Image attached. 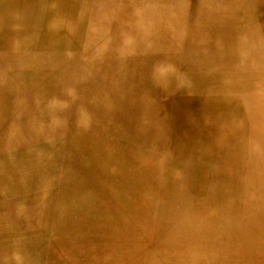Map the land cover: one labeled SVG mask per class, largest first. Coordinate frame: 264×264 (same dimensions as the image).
<instances>
[{
  "label": "rangeland",
  "instance_id": "374dc122",
  "mask_svg": "<svg viewBox=\"0 0 264 264\" xmlns=\"http://www.w3.org/2000/svg\"><path fill=\"white\" fill-rule=\"evenodd\" d=\"M235 1L0 0V207L4 211L0 214V264H194L201 259L206 264H264L260 247L264 240L260 230H264V225H259L264 224L262 143L248 145L243 141L230 146V150L224 149L213 140L217 133L200 127L194 130L198 140L193 142V132L188 135L185 126L172 125L170 106L154 141L141 138L122 123L112 122L106 114L82 119L90 103L100 97L104 85L115 78L113 70L116 72L117 67L121 74L140 78L141 60L152 58L154 52H163L173 59L174 72L189 74L186 65L190 62L185 58L191 55V49L186 44L201 47L218 35L221 38L224 30L220 19L218 30H214L212 22V30L203 22L207 28L201 33L198 30L189 34L187 28L195 23L199 12L202 17L198 21L203 19L201 11L209 5L223 9L224 3L230 2L240 7L241 2ZM143 8L150 15L146 24L140 21ZM99 11L104 12L97 18ZM13 12L21 14V22L7 17ZM143 24L155 28L141 36ZM15 29L17 39H30V46H14ZM73 33H80V40H72L66 47ZM155 39L158 45L149 48ZM145 44L148 46L144 47ZM222 72L215 79L233 76L232 69ZM209 81L206 84L216 82ZM125 92L128 97L132 94L128 93L129 87ZM180 95L185 97L187 93ZM119 146L133 157L111 162L110 152H100ZM242 148L254 156L243 160L251 163L244 164L243 175L235 181L224 171L238 170ZM107 162L111 175L93 173L97 164ZM204 180L208 189L214 190H203ZM99 220L114 221L109 223L113 229H125L126 222L133 227L119 234L106 230L98 234L94 225ZM138 227L144 229L142 235ZM219 232L228 237L219 238Z\"/></svg>",
  "mask_w": 264,
  "mask_h": 264
},
{
  "label": "bare ground",
  "instance_id": "6f19581e",
  "mask_svg": "<svg viewBox=\"0 0 264 264\" xmlns=\"http://www.w3.org/2000/svg\"><path fill=\"white\" fill-rule=\"evenodd\" d=\"M5 1V0H2ZM18 1V0H17ZM27 1V0H25ZM59 1V0H58ZM80 1V0H78ZM253 1V3H258L264 0H249ZM14 3V2H13ZM17 3V2H16ZM15 3V5H16ZM262 3V2H261ZM26 4V3H25ZM24 4V5H25ZM85 4V3H83ZM14 5V6H15ZM18 5V4H17ZM22 5V4H21ZM77 5L79 3L77 2ZM256 5V4H255ZM13 6V5H12ZM63 6V5H62ZM86 6V5H85ZM210 7L207 9L205 8L203 11V19L198 21V17H202L201 13L196 15L195 17V23L192 24L190 28H187L189 30V34L195 33V31H200L203 29H206L207 27L204 25L203 22L208 23L209 27L207 28L208 30H212L213 27L211 24L213 23L214 30H218L219 26L217 25V22L219 23V19L221 20L223 24V32H222V37L219 38L217 36V39L214 38V41L208 43L204 42L203 45L197 46V44H186V46L190 47L191 49V55L186 56V60L189 61V57L195 58L199 57L198 59L199 64L201 65L200 67L194 66V68H189L187 71L189 72H182L181 74L177 72H174L173 68L174 61L170 57H168L167 54L163 52H154L150 56L152 58L149 59H144L141 60V68H143V72H141L140 78H135L133 75H125V73L121 74L119 72L118 67L116 68V72L113 70L115 74L114 79L111 80L109 84H105L103 90L100 92V97H96L93 101V103H90L89 108H86L87 110V115L83 117L82 119L86 121L88 117L95 116V117H101V115L106 114V117H109L112 122L114 123H122L124 127H129L130 129H134L137 131V134L141 137L144 138L147 141H154L156 138V135L159 130V126L163 123H160L162 121V118L167 117L165 114H167V107L170 106L172 107V113L171 117L172 119V125L180 124L185 126L186 128V133L189 131L187 134L191 135L190 132H193V142L198 140V136H195L194 130L200 128H205L206 132L209 133H217V137L213 138V140L218 144L224 147V149L230 150V146H235L239 142H243L244 144H250L251 143H262L264 147V61L261 62V67H249V69L245 68L248 64L249 61H246L244 58H239L238 54L239 53H245V47L246 44L245 42H240L236 40L238 39V35L234 34V30L238 29V21H237V12H236V7L233 3L226 2L224 3L223 9L220 8H212L215 5H209ZM16 7V6H15ZM14 7V8H15ZM88 7V6H87ZM47 8V7H46ZM80 8V7H79ZM145 8V7H144ZM144 8L142 9L140 16H145V18L140 17V21H143L145 23V19L147 17H150L149 11L145 10ZM86 9V8H85ZM66 11V10H65ZM86 11V10H85ZM144 11V12H143ZM200 11V10H199ZM223 11V14L220 12ZM264 11V10H263ZM76 12V10H75ZM104 11H99L97 18L101 17V14ZM45 13V12H44ZM49 13V11H48ZM64 13V12H63ZM66 13V12H65ZM68 13V12H67ZM78 13V12H77ZM209 13V16L206 18V14ZM15 14V15H13ZM12 16L11 13L8 14L7 17H10L11 20H15L17 22H21L22 17L21 14L18 12H13ZM87 14V13H86ZM162 15V14H161ZM169 15V14H168ZM55 16V15H54ZM54 16H53V21H54ZM59 16V15H57ZM71 16V15H70ZM261 19L264 18V13L258 15ZM52 17V16H51ZM78 17V16H77ZM258 17V18H259ZM62 18V17H61ZM259 18V19H260ZM51 19V18H50ZM57 19V18H55ZM59 19V18H58ZM20 20V21H19ZM13 21V22H15ZM58 21V20H57ZM63 21V20H62ZM61 21V23H62ZM162 21V20H161ZM263 21V20H262ZM46 22V21H45ZM56 22V21H55ZM142 22V23H143ZM212 22V23H211ZM264 22V21H263ZM49 23V22H48ZM58 23V22H57ZM60 23V22H59ZM58 23V24H59ZM197 23V24H196ZM260 23V22H259ZM54 24V23H53ZM63 24V23H62ZM146 24V23H145ZM143 24V27H141V36L145 35L149 30H154V26L150 29V25H145ZM162 24V22H161ZM54 27V26H52ZM63 27V26H62ZM149 27V29H147ZM6 28V27H5ZM157 28V27H156ZM222 28V26H221ZM167 29V28H166ZM57 30V29H56ZM71 30V29H70ZM147 30V31H146ZM168 30V29H167ZM174 30V33L176 34L177 32ZM66 31V30H65ZM15 32H17V29H15ZM68 32V31H67ZM214 32V31H213ZM57 33V32H56ZM201 33V31H200ZM17 33L12 36V41L15 42L14 46H25L28 47L30 46V39H17ZM47 34V33H46ZM63 34V33H62ZM163 34V33H162ZM210 34V33H209ZM214 34V33H213ZM220 34V33H219ZM214 35H217L214 34ZM70 36V34H69ZM73 38L67 39V44L70 45L72 43V40L75 42H79L80 40V33H73ZM154 37V36H153ZM152 37V38H153ZM198 37V36H197ZM216 37V36H214ZM238 37V38H237ZM208 38V37H207ZM11 39V38H10ZM61 39V38H60ZM63 39V38H62ZM174 39V38H173ZM200 39V38H199ZM155 39L152 44H149L151 48L152 46H157L158 45V40ZM208 40V39H207ZM242 40V39H241ZM65 41V40H64ZM152 41V40H151ZM150 41V42H151ZM211 41V40H210ZM243 41V40H242ZM55 42V41H54ZM212 43V44H211ZM12 46V45H11ZM144 47L148 46L147 44L143 45ZM10 47V46H9ZM143 47V48H144ZM148 48V49H149ZM156 48V47H155ZM154 48V50H155ZM13 49V48H12ZM145 49V48H144ZM147 49V50H148ZM146 50V49H145ZM41 51V50H40ZM45 51V50H43ZM52 51V50H51ZM61 52H63L61 50ZM127 52V51H125ZM178 52V51H177ZM204 52V53H203ZM54 53V52H53ZM176 53V52H175ZM203 53V54H202ZM221 53V54H219ZM224 53V54H223ZM40 54V53H38ZM42 54V53H41ZM202 54V55H201ZM215 54V56H214ZM223 55L224 56V61L222 59L218 60V56ZM236 55L238 57H236ZM59 56V55H58ZM203 58H202V57ZM213 57V58H212ZM11 58V56H10ZM50 58V57H49ZM9 60V57H8ZM193 59V61H195ZM42 61V60H41ZM197 61V60H196ZM212 61V64H215L218 66V64H224L227 66V68L232 69L233 76L231 75L230 79L227 78V76L223 75L220 77V80L215 79L217 76H220L219 72L224 71L223 69H207V65L211 64L210 62ZM261 61V60H259ZM161 63V64H160ZM188 63V62H187ZM198 63V62H197ZM178 65V64H177ZM13 66V65H11ZM18 66V64H17ZM143 66V67H142ZM166 66L167 68H164ZM215 66V65H213ZM16 67V66H15ZM32 67V66H31ZM182 67H184L182 65ZM13 68V67H12ZM131 68V67H130ZM258 68V69H257ZM115 69V66H114ZM124 68L123 66L120 67V71H122ZM261 69V70H260ZM228 70V69H226ZM183 71V70H181ZM185 71V70H184ZM14 73V72H13ZM20 73V72H19ZM25 73V72H22ZM127 73V72H126ZM17 74V73H16ZM21 74V73H20ZM37 74V72H36ZM223 74V72H222ZM18 75V74H17ZM54 75V74H53ZM13 76V75H12ZM28 76V75H26ZM24 77V76H23ZM125 79H123V78ZM198 79L197 81H194L195 79ZM218 78V77H217ZM52 79V78H51ZM31 80V79H30ZM206 80L208 82H211L209 80H214L216 81L215 83H207L211 85L210 87V94L206 95L202 90H205V87L208 85L206 84ZM23 81V80H21ZM27 81V80H26ZM38 81V80H37ZM229 81V82H228ZM33 82V80H31ZM220 82V83H219ZM225 82V83H224ZM20 83V82H19ZM35 83V82H34ZM10 84V83H9ZM36 84V83H35ZM90 85V83L88 82ZM12 87V86H11ZM129 90L132 93L129 97L126 96L125 90ZM15 89V88H14ZM25 90L26 88L23 87ZM49 89V88H48ZM16 90V89H15ZM22 90V89H21ZM28 90V89H26ZM45 90V89H44ZM238 90H242L243 93H251V96L254 97L255 103H252L251 105H245L248 110L252 114H254V119H251L249 121V118L245 114V108L243 109V106L239 103L238 95L235 93ZM17 91V90H16ZM39 91V90H38ZM56 91V90H55ZM59 91V90H58ZM124 93H123V92ZM57 92V91H56ZM187 93L185 97H181L180 94ZM33 93V92H32ZM40 93V92H39ZM68 93V92H67ZM180 93V94H179ZM7 94V93H6ZM5 94V95H6ZM26 94V93H25ZM48 94V93H47ZM66 94V93H65ZM93 94H98L97 92L94 91ZM12 96V95H11ZM18 96V95H17ZM34 96V94H33ZM46 96V95H45ZM49 96V95H48ZM55 96V94L53 95ZM57 96V95H56ZM171 98H170V97ZM173 96V98H172ZM3 97V96H2ZM8 98V97H7ZM19 98V97H18ZM33 98V97H32ZM45 98V97H43ZM42 98V99H43ZM48 98V97H47ZM64 98V97H63ZM126 98V99H125ZM59 99V98H58ZM3 100V99H2ZM1 100V101H2ZM11 100V99H10ZM33 100V99H32ZM13 101H15L13 99ZM12 101V102H13ZM56 101V100H55ZM16 102V101H15ZM37 102V101H36ZM63 102V101H62ZM241 102V101H240ZM3 103V102H0ZM7 103V102H6ZM39 103V102H38ZM258 104V105H257ZM48 105V104H47ZM46 105V106H47ZM7 106V105H6ZM16 106V105H15ZM49 106V105H48ZM47 106V107H48ZM8 108V106H7ZM11 108V107H10ZM13 108V106H12ZM11 108V109H12ZM9 109V108H8ZM10 109V110H11ZM16 110V109H15ZM53 110V109H52ZM93 110V111H92ZM13 111V109H12ZM19 111V110H18ZM54 111V110H53ZM62 111V109H61ZM8 112V111H7ZM14 112V111H13ZM35 113V112H33ZM59 113V112H58ZM7 114V113H6ZM61 114V113H60ZM14 115V114H13ZM30 116V115H29ZM6 117V115H5ZM37 117V116H36ZM46 117V116H45ZM140 121H139V120ZM40 122V121H39ZM8 123V122H7ZM6 123V124H7ZM33 123V122H32ZM62 124V123H61ZM3 125V124H2ZM24 125V124H23ZM28 125V124H25ZM31 124L28 125V127ZM34 125V124H33ZM37 125V124H35ZM45 125V124H43ZM1 126V125H0ZM5 126V125H4ZM50 126V125H49ZM46 127V126H45ZM177 127V126H176ZM27 128V127H26ZM53 128V127H52ZM61 128V127H60ZM10 128L6 129L7 131ZM56 129V128H55ZM28 130V129H27ZM42 130V128H41ZM10 131V130H9ZM30 131V130H29ZM34 131V130H33ZM46 131V130H45ZM250 131H254L257 135V139L255 138L254 141L249 140V137H245V133L249 134ZM5 132V131H4ZM28 132V131H27ZM39 132V131H38ZM167 132V131H166ZM64 133V132H63ZM171 132H169L170 134ZM4 134V133H3ZM37 134V133H36ZM47 134V133H46ZM172 134V133H171ZM54 137L57 134H53ZM89 135V134H88ZM167 135V134H166ZM255 135V136H256ZM25 136V135H24ZM34 136V135H33ZM50 136V135H49ZM65 136V134H64ZM171 136V135H170ZM1 137V136H0ZM9 137V136H8ZM45 137V134H44ZM53 137V136H51ZM6 138V137H5ZM24 138V137H23ZM50 138V137H49ZM33 139V138H32ZM37 139V138H36ZM53 139V138H52ZM179 139V138H178ZM203 139V138H201ZM31 140V139H30ZM41 140V139H40ZM45 140V139H44ZM55 140V139H54ZM57 140V139H56ZM60 140V139H59ZM70 140V139H69ZM174 140V139H173ZM5 141V140H4ZM21 141V140H20ZM97 141V140H96ZM166 141V139H165ZM180 141V140H179ZM11 142V141H10ZM53 142V140L51 141ZM56 142V141H55ZM54 142V143H55ZM61 142V141H60ZM169 142V141H168ZM174 142V141H173ZM7 143V141H6ZM12 144L14 143L13 141L11 142ZM17 143V142H16ZM99 143V142H98ZM108 143V142H107ZM106 143V144H107ZM28 144V143H27ZM43 144V143H41ZM58 144V143H57ZM61 144V143H60ZM59 144V145H60ZM81 144V143H80ZM102 144V143H101ZM109 144V143H108ZM166 144V143H165ZM168 144V143H167ZM181 144V143H180ZM232 144V145H230ZM243 144V145H244ZM4 145V144H3ZM25 145V144H24ZM23 146V145H21ZM47 146V145H46ZM183 146V145H181ZM8 147V146H7ZM15 147V146H14ZM20 147V146H19ZM32 147V146H31ZM71 147V146H69ZM68 147V148H69ZM80 148H82V144L79 145ZM115 147V146H114ZM249 147V146H248ZM17 148V147H16ZM30 148V146H29ZM36 148V147H35ZM34 148V149H35ZM47 148V147H45ZM54 148V147H53ZM166 148V147H165ZM176 148V147H175ZM9 149V147H8ZM33 149V148H32ZM33 149V150H34ZM43 149V147H42ZM52 149V148H51ZM72 149V148H71ZM84 149V148H83ZM125 148L123 146H119L118 148H113L111 151L102 149L100 152L101 153H106L108 154L110 152V161L112 162L113 160L116 161H123L132 158L133 156L128 150H124ZM184 149V148H183ZM197 149V148H195ZM233 149V148H232ZM246 149V148H245ZM245 149L242 148V154H239L238 156L241 157L239 160L240 162L238 163V166L234 173H230V171L225 170L224 174H227L233 178V180L237 181L240 179V177L243 175L242 167L244 164L247 166L251 162H243V160L246 159H252L254 155L250 154L248 152L245 153ZM249 149V148H248ZM16 150V149H15ZM37 150H40L39 147ZM97 150V149H96ZM190 150V149H189ZM192 150V149H191ZM262 152L264 151L263 148H261ZM14 151V150H13ZM17 151V150H16ZM27 151V150H26ZM57 151V150H56ZM184 151V150H183ZM247 151V149H246ZM33 152V151H32ZM61 152V151H60ZM187 152V151H186ZM190 152V151H189ZM200 152V151H199ZM226 154L230 155V152H227L225 150ZM224 152V153H225ZM29 153V152H28ZM43 153V151H42ZM69 153V152H68ZM33 154V153H32ZM31 154V155H32ZM163 154V153H162ZM30 155V156H31ZM71 155V154H70ZM166 155V154H165ZM208 155V153H206ZM214 155V154H212ZM225 155V154H224ZM264 155V153H263ZM147 156V155H146ZM145 156V157H146ZM26 157V156H25ZM87 157V156H86ZM141 157H143L141 155ZM154 157V156H153ZM160 157V156H159ZM211 157V156H210ZM256 157V156H255ZM59 158V157H57ZM157 158V157H156ZM171 158V156H170ZM169 158V159H170ZM257 158V157H256ZM8 159V158H7ZM95 159V158H93ZM173 159V158H172ZM177 159V157H176ZM220 159V158H219ZM236 159V157L234 158ZM17 160V159H16ZM153 160V159H152ZM156 160V159H155ZM154 160V161H155ZM233 160V159H232ZM54 161V160H53ZM56 161V160H55ZM69 161V160H67ZM93 161V160H92ZM160 161V160H159ZM178 161V159H177ZM180 161V160H179ZM183 161V160H182ZM12 162V160H11ZM25 163V161H23ZM186 162V161H185ZM15 163V162H14ZM190 163V162H189ZM194 163V162H193ZM3 164V163H2ZM5 164V163H4ZM53 164V163H52ZM133 164V163H130ZM136 164V163H135ZM144 164V163H143ZM142 164V165H143ZM264 163H261V165ZM7 165V164H6ZM94 165V164H93ZM92 165V166H93ZM189 165V164H188ZM193 165V164H192ZM198 165V163H197ZM206 165V164H205ZM87 166V165H86ZM85 166V167H86ZM97 168L93 169V173L102 176V177H107L108 175L112 174V171L110 170V166L108 162L105 165H96ZM153 166V165H152ZM194 166V165H193ZM211 166V165H210ZM215 166V165H214ZM2 167V165H1ZM5 167V166H4ZM117 167V166H116ZM134 167V166H132ZM204 167V166H203ZM227 167V166H226ZM7 168V167H6ZM5 168V169H6ZM135 168V167H134ZM141 168V167H140ZM149 168H151L149 166ZM124 169V167L122 168ZM121 169V170H122ZM144 169V168H143ZM164 169V168H163ZM197 169V168H196ZM53 170V169H52ZM141 170V169H139ZM138 170V171H139ZM149 170V169H148ZM198 170V169H197ZM201 170V169H200ZM199 170V171H200ZM3 171V170H0ZM87 171V170H86ZM120 171V170H118ZM130 171V170H129ZM151 171V169H150ZM157 171V170H156ZM50 172V171H49ZM143 172V171H139ZM145 172V170H144ZM148 172V171H147ZM245 172V170H244ZM57 173V171H56ZM154 173L151 172V174ZM156 173V172H155ZM171 173V172H170ZM196 173V172H195ZM203 173V172H202ZM200 172V174H202ZM86 174H88L86 172ZM139 174V173H138ZM142 174V173H141ZM67 175V174H66ZM89 175V174H88ZM92 175V174H91ZM199 175V174H198ZM52 176V175H50ZM68 176V175H67ZM140 176V175H137ZM153 176V175H152ZM156 176V174H155ZM1 177V176H0ZM14 177V176H13ZM53 177V176H52ZM55 177V175H54ZM66 177V176H65ZM132 177V176H131ZM171 177V176H170ZM196 177V176H195ZM200 177V176H199ZM3 178V177H2ZM69 178V177H68ZM165 178V177H164ZM203 178V177H202ZM17 179V178H16ZM156 179V178H155ZM199 179V178H197ZM1 180V179H0ZM5 180V179H4ZM15 180V179H13ZM126 180V178H125ZM152 180V179H151ZM170 180V178H169ZM7 181V180H6ZM67 181V180H66ZM70 181V180H69ZM77 181V180H76ZM141 181V180H140ZM146 181V180H145ZM127 182V181H126ZM152 182V181H151ZM55 183V182H54ZM26 184V183H25ZM29 184V183H28ZM31 184V183H30ZM33 184V182H32ZM31 184V185H32ZM43 184V183H42ZM75 184V182H74ZM124 184V183H123ZM154 184V182H153ZM1 185V184H0ZM6 185V184H5ZM15 185V184H14ZM27 185V184H26ZM78 185V184H76ZM75 185V186H76ZM86 185V184H85ZM125 185V184H124ZM195 185V184H194ZM200 185V184H199ZM2 186V185H1ZM29 186V185H28ZM48 186V185H47ZM74 186V187H75ZM165 186V185H164ZM27 187V186H25ZM143 187V186H142ZM151 187V186H150ZM149 187V188H150ZM168 187V186H167ZM199 187V186H198ZM16 188V187H15ZM18 188V187H17ZM128 188V186H127ZM132 188V187H131ZM141 188V187H140ZM154 188V187H153ZM162 188V186H161ZM203 190H207L208 186L206 181H203V186L201 187ZM53 189V188H52ZM60 189V188H59ZM58 189V190H59ZM74 189V188H73ZM72 189V190H73ZM160 189V188H159ZM14 190V188H13ZM11 190V191H13ZM21 190V189H20ZM45 190V189H43ZM51 190V189H50ZM208 190H214V189H208ZM5 191V190H4ZM18 191V190H15ZM38 191V190H37ZM49 191V190H48ZM68 191V190H67ZM132 191V190H131ZM149 191V190H148ZM163 191V190H162ZM22 192V191H20ZM47 192V191H46ZM45 192V193H46ZM13 193V192H12ZM57 193V192H56ZM54 193V194H56ZM75 193V191H74ZM82 193V192H80ZM149 193V192H148ZM11 194V193H9ZM19 194V193H18ZM26 194V193H25ZM31 194V193H30ZM36 194V192H35ZM39 194V193H38ZM153 194V193H152ZM245 194V193H243ZM242 194V195H243ZM8 195V194H7ZM23 195V194H22ZM32 195V194H31ZM73 195V194H72ZM80 195V194H79ZM57 196V195H56ZM84 196V195H83ZM82 196V197H83ZM215 196V194H214ZM220 196V195H219ZM239 196V195H238ZM13 197V196H12ZM15 197V196H14ZM55 197V195H54ZM71 197V196H70ZM79 197V196H77ZM247 197V196H246ZM22 198V197H21ZM24 198V196H23ZM29 198V197H28ZM31 198V197H30ZM42 198V196H41ZM44 198V195H43ZM126 198V197H125ZM161 198V197H160ZM4 199V198H3ZM39 199V198H38ZM46 199V197H45ZM57 199V198H56ZM62 199V198H61ZM113 199V198H112ZM124 199V198H123ZM221 199V198H220ZM239 199V198H238ZM9 200V199H8ZM59 200V199H58ZM125 200V199H124ZM150 200V199H149ZM39 201V200H38ZM51 201V200H50ZM57 201V200H56ZM251 201V200H250ZM12 203V201H10ZM60 202V201H59ZM68 202V201H67ZM3 203V202H2ZM26 203V202H25ZM46 203V202H45ZM66 203V202H65ZM18 204V203H17ZM51 204V203H50ZM53 204V203H52ZM51 204V205H52ZM63 204V203H62ZM233 204V203H232ZM64 205V204H63ZM41 206V205H40ZM39 206V207H40ZM49 206V205H48ZM147 206V204H146ZM38 207V206H37ZM46 207V205L44 206ZM65 207V206H64ZM21 209V208H20ZM159 209V208H158ZM6 210V209H4ZM35 210V209H34ZM39 211H41L38 208ZM43 210V209H42ZM149 210V209H148ZM45 211V210H44ZM48 211V210H47ZM117 211V210H116ZM9 212V211H8ZM21 212V211H20ZM38 212V211H37ZM43 212V211H42ZM63 212V211H62ZM137 212V211H136ZM195 212V211H194ZM4 211L0 207V214H3ZM35 213V211H34ZM40 213V212H39ZM60 213V212H59ZM41 214V213H40ZM120 214V213H119ZM157 214V213H156ZM11 215V214H10ZM42 215V214H41ZM112 215V214H111ZM114 215V214H113ZM129 215V214H128ZM151 215V214H150ZM204 215V214H203ZM22 216V215H21ZM19 216V217H21ZM37 216V214H36ZM126 216V215H125ZM7 217V216H4ZM46 217V216H45ZM50 218V216H49ZM48 218V219H49ZM52 218V217H51ZM50 218V219H51ZM115 218V217H113ZM147 219V218H146ZM6 220V219H5ZM26 222V220H24ZM35 221V220H34ZM37 221V220H36ZM51 221V220H50ZM132 221V220H131ZM43 222V221H42ZM49 222V221H48ZM47 222V223H48ZM119 222V221H118ZM11 223V222H10ZM37 223V222H34ZM44 223V222H43ZM41 223V224H43ZM109 223H115L114 221L112 222H107L105 220H99L96 222V225H94V230L96 233L100 234L102 233V230L110 231L111 234L113 232H116V234L122 233V232H127L131 230L133 226H131V222H126L125 229L122 228H114L113 225ZM40 224V225H41ZM154 224V223H153ZM259 224V223H258ZM136 225V224H135ZM152 225V224H151ZM261 227L264 224H259ZM11 226V225H10ZM21 226V224H19ZM47 226V225H46ZM30 227V226H29ZM117 227V226H116ZM1 228V227H0ZM26 228V227H25ZM46 228V227H45ZM136 227H134L135 229ZM150 228V227H149ZM139 233L142 235L144 233V229L138 227L137 229ZM25 231V230H24ZM39 231V230H38ZM41 231V230H40ZM149 231V230H148ZM214 231V230H213ZM21 232V231H20ZM37 232V231H36ZM35 232V233H36ZM262 236H264V230H260ZM30 233V232H29ZM216 233V232H215ZM249 233L251 234V230H249ZM2 234V233H1ZM135 235V234H134ZM1 236V235H0ZM111 236V235H109ZM120 236V235H119ZM148 236V235H147ZM139 237V236H138ZM142 237V236H141ZM152 237V236H151ZM228 236H225L224 232H219V238H227ZM143 238V237H142ZM55 239V238H54ZM259 239V238H258ZM1 240V237H0ZM10 240V239H9ZM107 240V239H106ZM149 240V239H148ZM151 240V239H150ZM8 241V240H7ZM65 241V239H64ZM140 241V240H139ZM143 241V240H142ZM2 242V241H1ZM58 242V241H57ZM70 242V241H69ZM72 242V241H71ZM137 242V241H136ZM147 242V241H146ZM75 243V242H74ZM95 243V242H94ZM93 243V244H94ZM140 243V242H139ZM4 244V243H3ZM55 244V243H54ZM62 244V243H61ZM66 244V243H65ZM64 244V245H65ZM68 244V242H67ZM130 244V243H129ZM57 245V243H56ZM122 245V244H121ZM143 245V244H142ZM63 246V245H61ZM93 246V245H92ZM95 246V245H94ZM98 246V245H97ZM103 246V245H102ZM149 246V245H148ZM152 246V245H151ZM260 247L263 248L261 250V253L264 254V240L260 244ZM19 249V248H18ZM25 249V248H24ZM27 249V248H26ZM30 250V249H29ZM51 250V249H50ZM144 250V249H143ZM27 251V250H26ZM14 252V251H12ZM53 252V251H52ZM113 253V251H111ZM116 252V251H114ZM122 252V251H120ZM51 253V252H50ZM111 253V255H112ZM134 253V252H133ZM59 254V253H58ZM128 254V253H127ZM159 254V253H158ZM170 254V253H169ZM47 255V254H46ZM49 255V254H48ZM133 255V254H132ZM38 256V255H37ZM58 256V255H56ZM55 256V257H56ZM136 256V255H135ZM174 256V254H173ZM188 256V255H187ZM28 257V256H27ZM139 257V256H138ZM109 258V257H108ZM114 258V257H113ZM135 258V257H134ZM258 258V257H257ZM106 259V258H105ZM155 259V258H154ZM187 259V258H185ZM199 259V258H198ZM24 260V259H23ZM47 260V259H46ZM104 260V259H103ZM107 260V259H106ZM116 260V258H115ZM161 261V260H160ZM25 262V261H24ZM37 262V261H36ZM138 262V261H137ZM39 263V262H37ZM47 263V262H46ZM52 264V263H51ZM105 264V263H104ZM185 264V263H184ZM194 264H206L204 259H201V261L196 262ZM227 264V263H226ZM230 264V263H229Z\"/></svg>",
  "mask_w": 264,
  "mask_h": 264
},
{
  "label": "crops",
  "instance_id": "0c3cea01",
  "mask_svg": "<svg viewBox=\"0 0 264 264\" xmlns=\"http://www.w3.org/2000/svg\"><path fill=\"white\" fill-rule=\"evenodd\" d=\"M235 2H241L240 7L236 6L237 4H234L236 7L235 9L237 12V21H238V29L234 30V34L238 35V37L240 36L239 38L237 37L240 40H236V42L240 41V42H245L246 44L244 54L239 53V52H236V53L238 54L239 58H244L246 61H249L248 62L249 65H247L245 68L249 69V67H252V66L261 67L262 65L261 62L264 61V22H263L264 18L261 19L258 15L264 13L263 11L264 1H261L262 3L261 2L253 3V1H249V0H240V1L237 0ZM238 56L236 55V57ZM195 58L197 61L196 60L193 61V59ZM195 58L193 59L191 58L188 61L190 62V64L186 65V69L194 68V66H197V67L201 66L198 61V59L200 58L199 57H195ZM222 59L224 61V56L219 55L218 60L222 61ZM210 63L211 64L207 65L206 67L207 69H215V68L223 69V70L231 69V68H227V66H225L224 64L223 65L218 64L217 66L215 62L214 64H212V61ZM202 91L206 93V95L211 93L209 87L205 88V90H202ZM235 93H237L238 95L239 103L243 106V109L245 108L244 112L249 118V121L251 119H254L255 115L252 114L250 110H248V108L245 106V105H249V104L251 105L252 103H255L254 97L251 96V93H247V94L243 93L242 90H238ZM255 135L256 133L254 131H250V133L248 134V137L250 136L249 140H252L253 142L255 138L257 139L258 137L257 135L256 136Z\"/></svg>",
  "mask_w": 264,
  "mask_h": 264
}]
</instances>
